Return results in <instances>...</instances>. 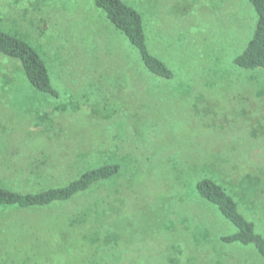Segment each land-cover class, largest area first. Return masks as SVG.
Listing matches in <instances>:
<instances>
[{
    "label": "rangeland",
    "instance_id": "1",
    "mask_svg": "<svg viewBox=\"0 0 264 264\" xmlns=\"http://www.w3.org/2000/svg\"><path fill=\"white\" fill-rule=\"evenodd\" d=\"M122 1L171 80L143 68L92 0H0V30L37 51L59 95L0 58V185L39 191L119 167L45 211L0 207V264H263L252 246L219 241L235 228L193 186L213 178L264 237V69L233 63L253 7Z\"/></svg>",
    "mask_w": 264,
    "mask_h": 264
},
{
    "label": "trees",
    "instance_id": "2",
    "mask_svg": "<svg viewBox=\"0 0 264 264\" xmlns=\"http://www.w3.org/2000/svg\"><path fill=\"white\" fill-rule=\"evenodd\" d=\"M109 24L120 32L137 52L143 68L153 76L171 80L174 73L154 56L148 46V36L142 15L122 0H92ZM256 14L255 30L244 49L234 58V65L245 70L264 69V0H248ZM0 58L18 61L26 81L33 89L58 97L52 86L49 68L37 51L25 40L0 30ZM119 171L116 164L98 166L82 172L78 178L63 186L23 193L0 185L1 208H43L71 200L85 193L93 184L110 180ZM194 193L204 206L215 207L235 231L221 236L224 245L252 246L264 261V237L256 231L255 223L240 210L236 199L213 178L204 177L194 183ZM206 203V204H205Z\"/></svg>",
    "mask_w": 264,
    "mask_h": 264
},
{
    "label": "crops",
    "instance_id": "3",
    "mask_svg": "<svg viewBox=\"0 0 264 264\" xmlns=\"http://www.w3.org/2000/svg\"><path fill=\"white\" fill-rule=\"evenodd\" d=\"M246 46V45H245ZM37 210H43V211H45V208H39V209H37ZM42 215H44V217H45V214H42ZM262 262H264L263 260H262ZM264 264V263H263Z\"/></svg>",
    "mask_w": 264,
    "mask_h": 264
}]
</instances>
